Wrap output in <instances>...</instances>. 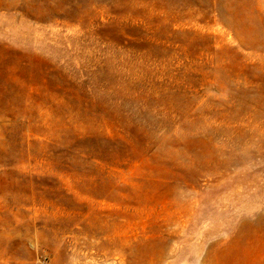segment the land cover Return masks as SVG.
<instances>
[{"label": "rangeland", "instance_id": "374dc122", "mask_svg": "<svg viewBox=\"0 0 264 264\" xmlns=\"http://www.w3.org/2000/svg\"><path fill=\"white\" fill-rule=\"evenodd\" d=\"M0 264H264V0H0Z\"/></svg>", "mask_w": 264, "mask_h": 264}]
</instances>
